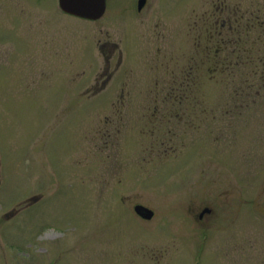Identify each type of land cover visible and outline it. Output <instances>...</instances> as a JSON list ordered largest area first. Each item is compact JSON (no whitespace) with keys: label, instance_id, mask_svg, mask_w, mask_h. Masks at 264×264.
Instances as JSON below:
<instances>
[{"label":"rangeland","instance_id":"rangeland-1","mask_svg":"<svg viewBox=\"0 0 264 264\" xmlns=\"http://www.w3.org/2000/svg\"><path fill=\"white\" fill-rule=\"evenodd\" d=\"M46 1L0 0V264H264V0Z\"/></svg>","mask_w":264,"mask_h":264},{"label":"water","instance_id":"water-1","mask_svg":"<svg viewBox=\"0 0 264 264\" xmlns=\"http://www.w3.org/2000/svg\"><path fill=\"white\" fill-rule=\"evenodd\" d=\"M58 2L60 8L65 12L87 19H97L105 10V0H58ZM144 2L145 0L137 1V10H141ZM133 209L138 216L144 219H150L153 215L150 208L140 203L135 204ZM209 212L210 208L204 207L198 217L201 218Z\"/></svg>","mask_w":264,"mask_h":264},{"label":"flooded vegetation","instance_id":"flooded-vegetation-1","mask_svg":"<svg viewBox=\"0 0 264 264\" xmlns=\"http://www.w3.org/2000/svg\"><path fill=\"white\" fill-rule=\"evenodd\" d=\"M31 3H32V6L35 8V9H41V8H45V6L47 5V1L46 0H31ZM55 5H56V8L58 9V11H60V12H62V13H66L65 11H63L60 7H59V3H58V0H56L55 1ZM105 12V11H104ZM66 14H69V13H66ZM69 15H71V14H69ZM104 15V13L100 16V17H102ZM73 16V15H72ZM76 17V16H75ZM99 17V18H100ZM255 17L257 18V19H259V23L258 22H256V23H254V24H252V25H250L251 26V29H253L254 28V26L256 25V24H258V25H261L263 28H264V26H263V21H264V16H263V14L260 16V15H258V14H256L255 15ZM83 19V18H82Z\"/></svg>","mask_w":264,"mask_h":264}]
</instances>
